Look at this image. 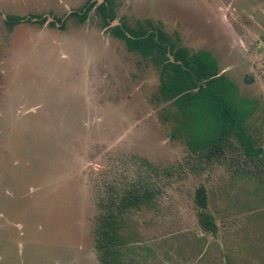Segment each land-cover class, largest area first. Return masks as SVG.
Returning a JSON list of instances; mask_svg holds the SVG:
<instances>
[{"label": "rangeland", "instance_id": "rangeland-1", "mask_svg": "<svg viewBox=\"0 0 264 264\" xmlns=\"http://www.w3.org/2000/svg\"><path fill=\"white\" fill-rule=\"evenodd\" d=\"M87 1L0 0V264H101L97 199L129 156L175 169L155 204L126 216L140 264H264V194L242 182L241 159L230 151L224 163L199 164L176 108L159 97L155 65L111 32L150 21L190 52H210L255 101L257 127L264 0H109V25L94 8L81 21ZM200 186L215 234L198 221Z\"/></svg>", "mask_w": 264, "mask_h": 264}, {"label": "trees", "instance_id": "trees-1", "mask_svg": "<svg viewBox=\"0 0 264 264\" xmlns=\"http://www.w3.org/2000/svg\"><path fill=\"white\" fill-rule=\"evenodd\" d=\"M93 6L89 3L81 8L82 22ZM96 13L104 24L114 18L109 0L96 7ZM33 18L36 17L27 22ZM35 20L46 22L45 18ZM19 22L21 19L16 17L10 24ZM111 32L124 41L130 52L155 65L159 97L176 108L178 131L184 133V140L199 164L224 163L231 151L236 156L230 159H241L243 167L235 169L246 188L257 195L264 194V125L252 126L256 103L240 97L238 88L221 73L211 53L190 52L179 46L178 35L172 41L150 21L131 28L122 24ZM124 165L126 169L121 172L112 169V176L102 182L97 199L99 213L93 235L96 258L101 264H140L131 255L133 237L124 232L126 216L155 204L175 175L174 168H160L136 156H129ZM194 200L202 230L215 234V217L207 210L204 187L197 188Z\"/></svg>", "mask_w": 264, "mask_h": 264}, {"label": "flooded vegetation", "instance_id": "flooded-vegetation-1", "mask_svg": "<svg viewBox=\"0 0 264 264\" xmlns=\"http://www.w3.org/2000/svg\"><path fill=\"white\" fill-rule=\"evenodd\" d=\"M88 2L91 3V0L87 1L86 4H89ZM103 2H104V1H103ZM103 2H102V3H103ZM102 3H101V4H102ZM86 4H85V5H86ZM93 5H94L93 8L96 9V6H97L96 3H94ZM98 6H99V5H98ZM98 6H97V7H98ZM81 8H82V7H81ZM93 8H92V9H93ZM92 9H91V10H92ZM110 19H112V18H110ZM110 19H108V24H105V25H109V20H110ZM49 23H50V22H49ZM49 23H48V24H49ZM122 24H123V23H121L119 26H121Z\"/></svg>", "mask_w": 264, "mask_h": 264}, {"label": "water", "instance_id": "water-1", "mask_svg": "<svg viewBox=\"0 0 264 264\" xmlns=\"http://www.w3.org/2000/svg\"><path fill=\"white\" fill-rule=\"evenodd\" d=\"M170 57V59L172 60V57L171 56H169Z\"/></svg>", "mask_w": 264, "mask_h": 264}]
</instances>
